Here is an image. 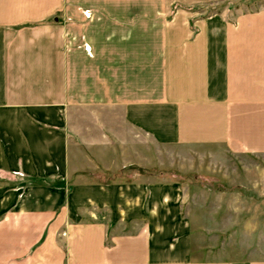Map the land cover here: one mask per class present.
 Returning <instances> with one entry per match:
<instances>
[{"label": "crops", "instance_id": "1", "mask_svg": "<svg viewBox=\"0 0 264 264\" xmlns=\"http://www.w3.org/2000/svg\"><path fill=\"white\" fill-rule=\"evenodd\" d=\"M222 1L0 0V264H264L142 175L159 147L264 169V9Z\"/></svg>", "mask_w": 264, "mask_h": 264}, {"label": "rangeland", "instance_id": "2", "mask_svg": "<svg viewBox=\"0 0 264 264\" xmlns=\"http://www.w3.org/2000/svg\"><path fill=\"white\" fill-rule=\"evenodd\" d=\"M245 1L248 0H235L229 3L222 1L208 6L219 5L218 9L228 18L240 12L264 9V0ZM158 150L157 158L154 148L150 152L154 159L152 162L144 161L143 177L158 182L191 186L192 189L184 193L185 206L190 208L188 211L192 218L201 221V225L195 228L211 237L207 241L209 243L207 247L232 252L233 257L239 260L250 256L264 259V192H259V188L264 189V169L245 170L240 166L238 174H234L235 172L227 166L223 168L222 173V168L218 167L211 154L205 157V161L198 156V162L193 163V165L196 164L193 167L187 160L183 161L177 156L179 160L172 161L170 148L159 147ZM176 153L177 155L186 154L185 157H188L184 149ZM261 165L264 163L261 162ZM191 169H199L200 172H188ZM237 182L250 186L249 190L240 187L238 220L231 215L230 194L220 192L231 183L236 184ZM221 196L223 200L218 201ZM236 221H238L237 224ZM216 237L218 243L215 244L213 239Z\"/></svg>", "mask_w": 264, "mask_h": 264}, {"label": "trees", "instance_id": "3", "mask_svg": "<svg viewBox=\"0 0 264 264\" xmlns=\"http://www.w3.org/2000/svg\"><path fill=\"white\" fill-rule=\"evenodd\" d=\"M242 1H244V0H242ZM251 1L253 2L254 0H248V1H245V2H251ZM225 3H229V1H225ZM217 6H219V5H216L215 7H209V6H207V9L210 10V11H212V10L220 11Z\"/></svg>", "mask_w": 264, "mask_h": 264}]
</instances>
